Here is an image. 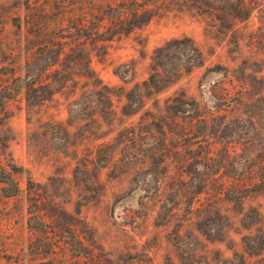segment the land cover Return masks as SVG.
<instances>
[{
    "label": "rangeland",
    "instance_id": "1",
    "mask_svg": "<svg viewBox=\"0 0 264 264\" xmlns=\"http://www.w3.org/2000/svg\"><path fill=\"white\" fill-rule=\"evenodd\" d=\"M0 264H264V0H0Z\"/></svg>",
    "mask_w": 264,
    "mask_h": 264
},
{
    "label": "trees",
    "instance_id": "2",
    "mask_svg": "<svg viewBox=\"0 0 264 264\" xmlns=\"http://www.w3.org/2000/svg\"><path fill=\"white\" fill-rule=\"evenodd\" d=\"M133 3V5H135L136 6V8L135 9H133V12H132V15H133V17H134V25H139L140 23H142V20L141 19H139V12H140V10L142 11V12H145L147 9L145 8V6H138L139 4H137V2H132Z\"/></svg>",
    "mask_w": 264,
    "mask_h": 264
}]
</instances>
